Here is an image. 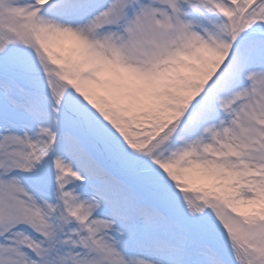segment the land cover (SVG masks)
Instances as JSON below:
<instances>
[{
  "label": "snow or ice",
  "instance_id": "1",
  "mask_svg": "<svg viewBox=\"0 0 264 264\" xmlns=\"http://www.w3.org/2000/svg\"><path fill=\"white\" fill-rule=\"evenodd\" d=\"M0 264H264V0H0Z\"/></svg>",
  "mask_w": 264,
  "mask_h": 264
}]
</instances>
